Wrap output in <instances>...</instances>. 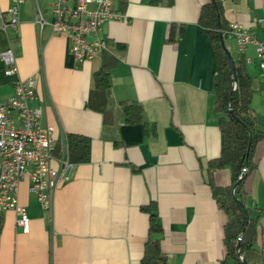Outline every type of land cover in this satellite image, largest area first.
<instances>
[{"label": "crops", "instance_id": "obj_1", "mask_svg": "<svg viewBox=\"0 0 264 264\" xmlns=\"http://www.w3.org/2000/svg\"><path fill=\"white\" fill-rule=\"evenodd\" d=\"M208 1L114 0L124 17L101 29L119 58L112 69V92L118 101L139 102L148 126L126 124L120 104L112 124L90 108L101 54L79 62L66 36L50 24L40 26L38 11L50 21L53 0H24L15 32L5 31L0 20V103L14 95L16 78H33L32 104L42 109V125L53 126L60 142L69 134L91 140L90 159L74 164L71 178L54 193L51 211L30 192L29 180L21 182L19 202L30 217L28 233L17 224L15 211L0 209V264H141L149 236L160 241L166 264L226 261L229 215L214 196L208 172L209 161L222 148L214 89L217 57L199 24ZM11 2L0 0V8L6 11ZM223 6L228 24L251 25L264 15V0H223ZM255 30L262 38V31ZM233 45H227L230 52L241 57ZM8 48L18 67L13 76L1 59ZM254 51L250 45L247 55L253 62L246 64L249 73L257 68L259 77L250 75L262 87H253L259 95L251 106L264 131V83ZM153 124L155 131L148 134ZM254 159L244 192L257 222L256 264H264V139ZM232 180L229 166L214 173L218 186ZM151 202L162 227L152 235L144 209Z\"/></svg>", "mask_w": 264, "mask_h": 264}, {"label": "built area", "instance_id": "obj_2", "mask_svg": "<svg viewBox=\"0 0 264 264\" xmlns=\"http://www.w3.org/2000/svg\"><path fill=\"white\" fill-rule=\"evenodd\" d=\"M23 2L12 0L6 11L0 8L5 31L18 30ZM50 12L52 17L48 21L39 10L37 22L41 27L50 24L57 34L66 36L69 50L79 62L99 56L107 48V39L101 33L104 24L124 17L114 6V0H53ZM257 28L262 31V38L255 32ZM225 37L234 41L247 64L253 62L247 51L254 45L260 80L264 83V15L251 25L229 24ZM1 59L7 75L17 74L13 49L4 50ZM35 99L36 80L16 78L14 95L0 103V209L15 211L17 224L26 233L30 231V217L19 202L21 182L29 180L30 192L37 196L44 210L51 211L55 191L63 180L71 178L74 170L67 139L60 142L53 126L42 125V109L32 104Z\"/></svg>", "mask_w": 264, "mask_h": 264}, {"label": "trees", "instance_id": "obj_3", "mask_svg": "<svg viewBox=\"0 0 264 264\" xmlns=\"http://www.w3.org/2000/svg\"><path fill=\"white\" fill-rule=\"evenodd\" d=\"M169 4L173 0H169ZM223 0H209L202 5L199 24L209 35L217 57V72L214 80L216 93V110L222 114L220 118L221 154L209 161V183L213 189L219 206L229 215L225 225V242L228 255L223 264H256L259 253L256 249L258 238L257 222L250 217L246 205V177L255 168V152L257 145L264 139V131L259 128L258 118L251 106L254 90L253 78L250 75L244 57H237L225 50V31L229 24L224 19ZM183 33V32H181ZM235 61L236 78L230 71L229 55ZM101 64L94 74L95 89L91 92L89 106L102 113L104 122L112 124L115 108L120 104L123 108L126 124L144 123L148 126L143 106L136 101H118L112 92V69L119 64L118 56L109 48L101 53ZM233 109V112L230 111ZM153 127V128H152ZM147 128L155 131V124ZM67 149L72 163L86 162L91 156V140L79 134L67 136ZM232 170L233 180L229 186L221 187L214 181L215 171L228 167ZM149 214L150 234L162 231L158 221L157 206L154 202L144 207ZM167 256L161 250L160 241L149 236L146 254L141 264H166Z\"/></svg>", "mask_w": 264, "mask_h": 264}, {"label": "rangeland", "instance_id": "obj_4", "mask_svg": "<svg viewBox=\"0 0 264 264\" xmlns=\"http://www.w3.org/2000/svg\"><path fill=\"white\" fill-rule=\"evenodd\" d=\"M233 43H234V41H232V40H226V45H228V44H231L232 46H234L233 45ZM232 54H235V51H232ZM236 55V54H235ZM250 73H251V75L253 76V77H255V76H258L259 75V73H258V70H257V68L256 67H250ZM259 77V76H258ZM252 87H254V88H260V87H262V86H259V83L256 81V82H254V80H253V84H252ZM257 93L256 94H253V96H255V95H259L258 93V91H256ZM254 93H255V91H254Z\"/></svg>", "mask_w": 264, "mask_h": 264}, {"label": "water", "instance_id": "obj_5", "mask_svg": "<svg viewBox=\"0 0 264 264\" xmlns=\"http://www.w3.org/2000/svg\"><path fill=\"white\" fill-rule=\"evenodd\" d=\"M224 45V47H225V50L226 51H228V52H230V50H229V48L227 47V45L224 43L223 44ZM229 67H230V71H231V73L234 75V78H233V82L234 83H236V81H238L237 80V78H236V70H235V61H234V59H233V56L230 54L229 55ZM230 111L231 112H233V109L232 108H230ZM246 264H247V262H245Z\"/></svg>", "mask_w": 264, "mask_h": 264}]
</instances>
